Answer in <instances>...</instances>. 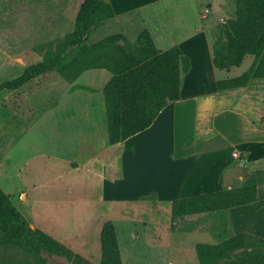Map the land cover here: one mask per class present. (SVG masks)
<instances>
[{
  "label": "rangeland",
  "instance_id": "rangeland-1",
  "mask_svg": "<svg viewBox=\"0 0 264 264\" xmlns=\"http://www.w3.org/2000/svg\"><path fill=\"white\" fill-rule=\"evenodd\" d=\"M81 2L4 0L0 20V82L41 61L46 49L36 50L38 44L72 32ZM221 2V9L210 14L211 49L223 37L224 21L237 15L236 0ZM101 25L90 34L89 44L118 32L105 31V27L99 28ZM252 59V55H247L239 66L228 71L216 68L217 74L219 78L239 75L250 66ZM110 76L107 69H88L74 80H65L52 71L17 89L0 92V188L10 196L31 229L41 231L73 255L68 259L61 251H48L44 247L29 251L13 244H0V264H77V256L89 264H103L100 231L107 222L115 227L123 264H160L148 255L142 243L139 221L177 230L174 244L188 246L187 253L190 257L194 254L198 264L197 243L216 244L232 235L226 208L174 217L172 202H159L155 190H151L152 194L149 191L156 177V169L152 167L155 155L147 151L137 155L132 151L136 141L145 148H161L158 169L169 175L171 157L198 149L202 144L194 140V130L199 137L204 130L200 122L195 123L192 103L190 114L177 113L173 126L157 123L138 137L123 142L110 161L105 159L106 153L82 154L85 152L82 142L89 140L86 131L92 129L86 121L84 105L89 101L100 103L105 116L99 91ZM252 89L248 88L245 100H251ZM238 104L235 91L220 98L215 121L220 132L211 135L208 146L219 145L220 141L226 143L227 139L236 140L240 134L236 122ZM96 129V135L102 136L103 125ZM240 173L241 177H236L232 187L226 190L242 187L257 177L256 174L262 177L263 163L237 164L227 171V175ZM104 179L113 184L103 193ZM190 230H203L206 235L190 233ZM164 260L165 257L160 259L162 264Z\"/></svg>",
  "mask_w": 264,
  "mask_h": 264
},
{
  "label": "trees",
  "instance_id": "trees-1",
  "mask_svg": "<svg viewBox=\"0 0 264 264\" xmlns=\"http://www.w3.org/2000/svg\"><path fill=\"white\" fill-rule=\"evenodd\" d=\"M236 18L224 21L222 39L212 47V61L217 69L239 66L252 55L250 66L237 76L216 81L222 92L246 87L251 80L264 81V0H236ZM108 0H82L74 30L44 43L43 59L32 63L17 76L0 82V92L14 90L30 80L55 71L65 80H74L85 70L105 68L111 76L102 88L108 142H122L148 128L153 119L147 102L160 97L169 86L179 87L190 68V60L178 46L167 50L155 47L147 30L131 41L122 33L107 35L89 44L93 30L114 16ZM264 166V163H263ZM249 179L242 187L212 191L172 201V215L217 211L257 199V184L264 175ZM103 264H122L115 227L105 223L100 231ZM0 244H13L29 251L44 247L61 251L68 259L72 253L39 230H33L10 196L0 188ZM199 264H264V238L240 232L216 244L197 243ZM77 264H89L77 256Z\"/></svg>",
  "mask_w": 264,
  "mask_h": 264
},
{
  "label": "crops",
  "instance_id": "crops-1",
  "mask_svg": "<svg viewBox=\"0 0 264 264\" xmlns=\"http://www.w3.org/2000/svg\"><path fill=\"white\" fill-rule=\"evenodd\" d=\"M108 1L115 14L112 18L105 20L104 25L99 28L105 27V31L114 29L130 40H134L137 34L145 29L151 35L157 49L167 50L178 46L188 56L190 68L184 75L181 86L177 88L169 86L160 97L147 102V112L153 119L151 125L122 142L114 144L108 142L106 112L104 116L100 103L93 104L89 101L85 104L83 111L92 129L86 131L87 135L89 134V140L82 142V148L85 151L82 154L106 153L105 159L110 161L123 142L138 137L157 123H171L169 125L173 126L177 113L183 116L190 114L189 104L192 103L191 112L195 123L200 122L202 124L200 127L204 130L200 137L197 130H194V140L202 144L198 149L194 148L192 151L188 150L189 152H181L178 156L171 157L172 171L169 175L165 176L158 169L162 161L161 148H145L141 144L138 145L139 141H136L137 146L132 150L136 151L137 155L145 151L155 155L152 167L156 169V177L150 183L152 188H149V191L152 194L151 190H155L154 195L159 202L166 200L172 202L178 198L229 189L235 183L236 177H241V173L238 176L227 175V171L229 172L231 168L237 164L251 166L259 162L264 163V97L260 96L264 94L262 80H251L246 87L235 90L237 101L239 100L240 103L236 110V122H238L240 134L236 140L227 139L226 143L220 141L219 145H207L211 135H217L220 132L215 124L220 98L226 97L231 92L220 93L216 89V81L221 78L213 65L209 35L213 23L210 14L213 10L221 9L223 5L221 0ZM3 10L4 0H0V20L3 18ZM130 33H132L131 36H129ZM249 87H253L250 101L245 100ZM102 88L99 91L101 97H103ZM247 106L250 107L247 108ZM100 124L103 125V135L98 137L96 128ZM161 134L158 137H161ZM234 152L239 156L233 155ZM126 153L129 154V152ZM112 184L113 181L104 179L103 193L108 191ZM256 192L255 201L226 210L232 234L246 232L264 238V182L257 184ZM123 218L134 219L133 217ZM139 223H141L142 243L148 255L157 262L162 264L160 259L165 257L166 262L163 264H198L195 255L192 254L193 257H190L187 253L188 246L182 243L174 244L176 240L174 233L177 230H167L164 226L144 224L142 221ZM189 232L206 235L203 230ZM118 247L120 252L119 243ZM120 256L123 264L122 253Z\"/></svg>",
  "mask_w": 264,
  "mask_h": 264
},
{
  "label": "built area",
  "instance_id": "built-area-1",
  "mask_svg": "<svg viewBox=\"0 0 264 264\" xmlns=\"http://www.w3.org/2000/svg\"><path fill=\"white\" fill-rule=\"evenodd\" d=\"M233 155H235V156H239L236 152H234Z\"/></svg>",
  "mask_w": 264,
  "mask_h": 264
}]
</instances>
